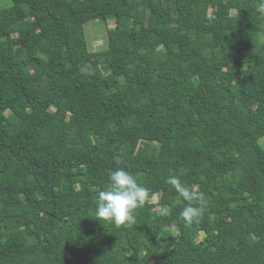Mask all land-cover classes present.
<instances>
[{"label": "trees", "instance_id": "1", "mask_svg": "<svg viewBox=\"0 0 264 264\" xmlns=\"http://www.w3.org/2000/svg\"><path fill=\"white\" fill-rule=\"evenodd\" d=\"M258 3L0 0V264H264ZM117 168L150 192L127 226L95 216Z\"/></svg>", "mask_w": 264, "mask_h": 264}, {"label": "clouds", "instance_id": "2", "mask_svg": "<svg viewBox=\"0 0 264 264\" xmlns=\"http://www.w3.org/2000/svg\"><path fill=\"white\" fill-rule=\"evenodd\" d=\"M256 11L264 15V0H259ZM187 201L181 216L189 223L201 215L206 205L204 193L195 187L185 186L177 176H169L165 181ZM150 197L149 190L137 181V178L125 168H117L109 175V184L98 193L96 219L110 221L118 226L135 224L134 212L142 207ZM167 208L161 214H167Z\"/></svg>", "mask_w": 264, "mask_h": 264}, {"label": "rangeland", "instance_id": "3", "mask_svg": "<svg viewBox=\"0 0 264 264\" xmlns=\"http://www.w3.org/2000/svg\"><path fill=\"white\" fill-rule=\"evenodd\" d=\"M115 27V23L113 21H109L108 23L103 22H92L91 24L86 26V36L88 39L89 47L92 52H98L101 49L105 48L107 42V29H112ZM264 143V140H263ZM160 196L156 195L153 199V203L160 202ZM160 209L158 208L157 211ZM203 235L199 238L202 240Z\"/></svg>", "mask_w": 264, "mask_h": 264}]
</instances>
